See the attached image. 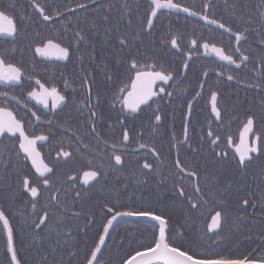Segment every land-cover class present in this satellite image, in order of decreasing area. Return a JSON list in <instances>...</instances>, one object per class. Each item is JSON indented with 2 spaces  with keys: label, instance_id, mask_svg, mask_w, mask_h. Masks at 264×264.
<instances>
[{
  "label": "flooded vegetation",
  "instance_id": "obj_1",
  "mask_svg": "<svg viewBox=\"0 0 264 264\" xmlns=\"http://www.w3.org/2000/svg\"><path fill=\"white\" fill-rule=\"evenodd\" d=\"M174 2L202 12L207 0ZM9 3L10 0H0V8H7L14 15L23 35L17 40L15 51H11L10 45L4 44H0V51L9 49L8 59L22 64L26 75H33L34 79H26L22 86L13 89L0 87V91H9L10 97L14 95L20 101L17 103L10 97H0V106L9 108L22 120L30 135L49 136V140L43 142L39 150L45 163L54 168L47 189L41 181H37L40 195L33 212L31 196L23 191L22 179L27 175L35 180V170L30 161L17 157L18 141L15 137H0V209L9 218L18 257L25 264H40L43 257H47L48 261L84 264L89 249L106 222L105 206L109 204L123 203L135 207L151 204L155 211L170 220L173 231L183 226L185 237H201L206 224L211 222V215L217 210L213 194L206 184V176L209 179L218 178L225 187L233 183V187L225 197L228 215L222 230H219V235L208 233L204 238L219 237L215 242H222L226 237L257 234L256 230L243 231L240 228L243 227L241 222L264 219L257 203L261 195V162L255 161L249 166L246 184L238 181L240 173L231 161L232 150L226 148V139L231 136L234 141H239V133L249 114L256 119L255 130L264 133V122H261L264 116V64L261 62L264 47L260 43L264 39V22L259 15L261 0H212L208 15L231 26L233 31L243 32L247 38L240 45L236 44L234 37L228 33L222 34L223 30L214 25L205 24L183 12L167 14V10H162L166 14L160 15L151 34L144 31L139 39L134 40L137 24L148 11V0H96L95 4L92 0H11L14 8L8 7ZM34 3H39L50 15L57 11L63 15L52 21H43L34 9ZM81 3L88 7H77ZM124 5L128 6L127 9ZM105 16L108 17L107 23ZM129 19L133 21L131 27L128 25ZM57 32L60 33L59 42L70 48V59L48 61L35 56L36 44L46 37L55 36ZM76 32L84 35L85 41L77 44ZM173 35L180 37L179 51L167 43ZM124 36H127L130 46L121 49L118 38ZM162 39L164 43H161ZM192 39L222 47L237 62L241 53L250 59L236 68L221 61L215 54L205 53L202 47L198 50L192 48ZM237 47H240V52L236 51ZM134 56L141 62L155 63L158 68L163 66L173 74V80L167 84L157 82L156 90L163 87L165 92L154 97V102L150 101V108L142 106L143 111L127 115L121 113L119 103L113 107V102L118 90L128 84L134 75L127 71L130 59ZM185 63L188 64L187 69L183 67ZM85 75L91 84V103L94 107L99 97V105L95 107L97 117L93 118L96 133L91 132L88 109L85 108L82 115L78 111V106L89 97L88 87L82 79ZM228 75L234 79L229 81ZM35 78L41 79L46 86L57 87L67 97V106L51 112L31 100L27 91L31 90L29 85L36 86ZM65 81L69 85L67 88ZM212 91L218 94L217 104L221 111L219 122L211 111ZM189 103L192 104L190 116ZM156 109H159L157 114L162 116L158 127L152 117ZM32 111L40 116V122L31 115ZM120 120L124 121L123 125ZM186 121L189 123V143L197 149L195 153L183 143ZM210 124L211 130L221 137L217 150L229 152V160L220 165L213 163L212 145L207 137ZM124 130L129 133L127 143L123 142ZM176 141L181 143L177 144ZM141 143L148 145L149 149L154 148L158 156L149 149L139 148ZM113 144L117 145L116 149L111 147ZM60 150L70 151L72 156L66 161L58 159ZM113 151L122 155L123 167L114 165ZM177 151L179 159L188 167H195L205 174L199 179L200 194L194 191L195 178H181L183 174L175 167ZM89 160L92 161V167L100 170L101 178L99 182L93 181L85 192L79 183L73 185L68 176L79 175L82 170H87ZM145 162L152 165V172L141 168ZM124 185H127L126 189ZM180 187L185 191L184 197L177 194ZM76 191H81V198L76 197ZM248 192L255 193V209L251 206L244 209L242 206L243 198L253 199L247 195ZM54 195L58 197L55 202L51 199ZM189 197L193 201L207 200L208 203H201L199 211L190 212ZM45 210L48 211L49 228L55 231L49 232L48 228L40 231L33 227ZM74 212L80 215L73 216ZM89 218L94 223L84 229ZM131 222H139L143 240L148 238L151 242L155 222L146 218L120 220L98 254L102 264H123L131 251V247L125 244L127 233L124 227ZM69 230L72 237L67 244H63L62 238ZM57 234L61 238V245H56V251L53 252L51 245L56 243ZM72 251L77 253L76 256L69 255ZM8 260L10 255L6 251V234L0 222V264H7Z\"/></svg>",
  "mask_w": 264,
  "mask_h": 264
},
{
  "label": "snow or ice",
  "instance_id": "obj_2",
  "mask_svg": "<svg viewBox=\"0 0 264 264\" xmlns=\"http://www.w3.org/2000/svg\"><path fill=\"white\" fill-rule=\"evenodd\" d=\"M95 4L96 0H92ZM8 7L14 8L15 5L10 3ZM34 9L39 13V16L43 21H52L54 18H59L63 15L62 12L57 11L53 15H50L46 12L45 8L39 3L33 4ZM79 8H87L88 5L81 3L78 4ZM127 9V5L123 6ZM212 7V0H207V3L203 4V11L197 12L187 6H183L180 3L174 2V0H148V11L146 16L142 17L137 24V31L133 39H139L141 33L148 31L151 34V31L155 27V22L159 19L160 15H165L166 13L162 10H167V14L172 12L176 13H186L188 16L197 17L199 20L203 21L205 24L214 25L216 28L223 30V33L230 34L231 37H234V40L237 45H240V42L247 37L243 32L237 30L233 31L231 26L226 25L225 23L212 18L208 15L209 8ZM247 8V5H244ZM72 10V9H69ZM262 22H264V0H261V11L259 13ZM105 22L107 23L108 17H104ZM133 21L128 20V25L131 27ZM246 31V30H245ZM23 35L21 29L18 27L14 15H12L7 8H0V44L10 45L11 51H15V44L19 37ZM78 37L77 44L80 41H85V36L80 32L75 33ZM180 37L171 36L167 41L170 44L172 49L179 51ZM60 40V33H56L55 36L46 37L45 39L39 41L38 44L34 47L35 56L41 57L43 60H55V61H68L71 57L70 48L68 46H63ZM165 41L162 39L161 43ZM118 43L121 46V49L128 48L129 42L127 36L118 38ZM262 47H264V39L260 41ZM191 47L199 49L202 47L205 53L215 54L221 61H225L229 65H235L236 68H240L241 65L248 61L250 57L241 53L239 56V62L237 59L233 58V55L226 54L225 50L222 47H217L214 43L204 42L199 43L196 39L190 41ZM9 49L0 51V87L4 89H13L16 86H22L23 82L27 79L31 81L34 79L33 75H26L25 69L22 67V64H17L12 62L7 57V52ZM237 52H240V47L236 48ZM191 58L189 54V59ZM261 62L264 64V57H261ZM185 69L188 68V64L183 65ZM129 73H133L129 79L128 84H125L124 87L120 88L116 95L114 96L113 107L115 103L121 105V113H126L127 115H133L143 111L142 106L151 107L150 101L154 102V97L159 96L161 93L165 92L163 87L159 88V91L156 90L157 82H162L167 84L169 81L173 80V74L167 72L163 66L159 68L155 63L141 62L138 57L134 56L130 59V66L127 69ZM207 76V72L204 73ZM222 75V73H219ZM84 85H87L89 97L88 100L78 106V111L80 114H83L85 108L89 112V122L91 124V132L96 133V124L93 118L97 117V112L95 107L99 105V97H97L95 107L91 103V84L89 82V77L85 75L83 78ZM111 79V77H109ZM227 79L232 81L234 77L228 75ZM35 87L29 85L30 89L27 91V96L36 102L38 105H42L44 109H48L51 112H55L57 109H60L61 106H67V97L61 93V91L55 86H46L45 83L41 82V79L35 78ZM68 82L65 81V88H67ZM203 88V84H201ZM167 95L171 96V93ZM200 95V93H197ZM0 97L9 98L10 92L7 90L0 91ZM12 100H15L17 103L20 101L16 96L10 97ZM162 98V97H161ZM218 94L216 91L211 92V111L215 116L217 122L221 121V111L218 108L217 104ZM264 104V101H262ZM26 107V105H25ZM192 104H188L189 116L191 114ZM159 109H156L152 113V117L155 121V126L158 127L161 124L162 116L157 114ZM31 115L35 117L37 122H40V116L37 115V112L32 111ZM122 125L123 120L119 121ZM261 122H264V116L261 117ZM51 123V121H49ZM256 119L252 114L247 115L246 122L243 124L242 130L239 133V141L236 142L231 136H228L226 139V148L232 150L231 161L235 166V170L240 173L237 178L238 181L247 183V170L251 164L255 161L261 162L260 172H259V181L261 187V195L257 203H259L262 216H264V133L258 132L255 130ZM111 129V125H109ZM154 131L156 128L154 127ZM189 123L186 121L184 124V140L183 143L187 144V147L191 149L193 153L197 149L192 148L191 143H189ZM74 135V134H73ZM0 137H15L18 141L17 147V157L22 158L25 161L31 162V167L35 170V180L25 175L22 179V189L25 193H30L31 196V206L33 212H35L37 207V200L40 195V187L37 181H41L44 188L47 189L51 183L50 174L54 172V168L45 163L42 158L39 147L43 146V142L49 140V136L44 134L30 135L25 130L24 122L16 117V115L9 110L7 107L0 106ZM207 137L210 145H212L211 151L213 153V163L220 165L224 161L229 160V152L227 150L220 148L221 137L218 134H215L211 130V124L209 125V130L207 132ZM203 139V137H201ZM173 140L176 138L173 136ZM129 141V133L127 130L123 131V142L127 143ZM177 144L181 143L176 141ZM175 146V144L173 145ZM113 149H116L117 145H111ZM141 149H149V146L141 143L139 145ZM153 155L158 156V153L154 148L149 149ZM21 154L22 157H21ZM72 156L70 151L60 150L57 154L58 159L63 158L65 161ZM112 159L114 160L115 166L123 167L124 160L121 154H117L115 151L112 153ZM89 168L87 170H82L79 175H69L68 180L72 181L73 185L79 183L83 186V190L86 192L87 189L92 186V182H99L101 178V172L99 169L92 167V161H88ZM175 167L179 170V173L184 176L192 179L195 178L196 183L194 184V191L197 194H200L201 189L199 186V179L204 173L197 171L195 167H188L181 159H179V151H177V159L175 161ZM143 170L147 172H152V165L148 162H145L141 165ZM256 179V177H253ZM206 184L209 187V192L213 194V199L217 204V210L211 215V222L206 224L205 233L200 237L204 239L208 233H213L219 235V230H222L226 217L228 215L227 207L228 201L225 198L229 192V189L233 187V183H228L227 187L223 186L221 181L216 177H211L210 179L206 176ZM124 188H127V185H124ZM177 194L180 197L185 196V191L183 187L178 189ZM77 198H81V191H76L75 193ZM248 196H251L253 199L248 198L242 199V206L244 209L248 207L256 208L257 203H254L253 200L256 199L255 193L248 192ZM52 201L55 202L58 197L52 196ZM131 200V196H129ZM201 203L207 204V200L203 201H193L190 197L188 198L189 211H199ZM57 207L59 205L57 204ZM106 222L102 225V231L97 235V239L94 241L93 246L89 249L88 254L85 257L84 264H102V261L99 259L98 254L102 252V248L106 244V237L109 236L110 229L113 227L114 221L121 217H138L146 218L150 221H155L156 226L153 228V237L150 243L143 245L136 250L132 251L126 256L123 261V264H264V253L259 256L249 253L243 258H236L227 255H217V256H207L199 255L192 250L191 244L188 243L187 246L185 240V232L183 226H178L173 231L170 228V220L164 216L162 213H159L154 210V208L149 204L148 206H131L120 203L106 205ZM79 213H73V216H79ZM48 211L45 210L43 215L38 218L37 221L33 223L34 229L43 231L44 228H48L49 232L55 231L54 228H49L48 224ZM240 219H244L241 217ZM0 222H2L3 230L6 234V251L10 255V260L7 261V264H25V262L18 257V252L14 243V232L13 228L9 222V218L6 216L5 212L0 209ZM264 223V219L261 221ZM94 221L89 218L87 223L83 226L84 229ZM58 235L56 243L51 245L53 252L56 251V245H61V238ZM72 237V232L69 230L64 234L63 244H67L69 238ZM76 252L72 251L69 253L70 256H76ZM40 264H66L65 261L52 260L48 261L47 257H43L40 261ZM71 264V262H67Z\"/></svg>",
  "mask_w": 264,
  "mask_h": 264
},
{
  "label": "trees",
  "instance_id": "obj_3",
  "mask_svg": "<svg viewBox=\"0 0 264 264\" xmlns=\"http://www.w3.org/2000/svg\"><path fill=\"white\" fill-rule=\"evenodd\" d=\"M260 207V206H259ZM169 211H166V213ZM171 214V213H170ZM243 227L240 228L243 231L256 230L257 234L251 236H233L226 237L222 242H215L219 237H185L186 244H191L192 250L199 255L217 256L227 255L236 258H243L249 253L259 256L264 253V223L257 222H241ZM139 222H131L125 225L127 236L125 238V244L131 247V251H134L139 246L147 245L148 238L143 240ZM129 253V254H130Z\"/></svg>",
  "mask_w": 264,
  "mask_h": 264
},
{
  "label": "water",
  "instance_id": "obj_4",
  "mask_svg": "<svg viewBox=\"0 0 264 264\" xmlns=\"http://www.w3.org/2000/svg\"><path fill=\"white\" fill-rule=\"evenodd\" d=\"M140 219H144V218H138V217H121V218H118L116 221H114L113 223V227L110 229V232L113 230L114 226L117 224L118 221L120 220H140ZM155 222V221H153ZM156 223V222H155ZM109 232V234H110ZM106 240H107V237H106Z\"/></svg>",
  "mask_w": 264,
  "mask_h": 264
}]
</instances>
